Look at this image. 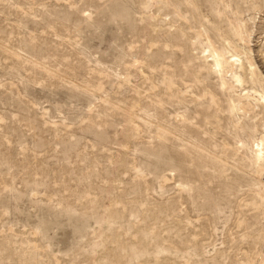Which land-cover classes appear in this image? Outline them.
I'll use <instances>...</instances> for the list:
<instances>
[{
  "label": "rangeland",
  "instance_id": "obj_1",
  "mask_svg": "<svg viewBox=\"0 0 264 264\" xmlns=\"http://www.w3.org/2000/svg\"><path fill=\"white\" fill-rule=\"evenodd\" d=\"M263 5L0 0V264H264V115L207 58L264 74Z\"/></svg>",
  "mask_w": 264,
  "mask_h": 264
},
{
  "label": "bare ground",
  "instance_id": "obj_2",
  "mask_svg": "<svg viewBox=\"0 0 264 264\" xmlns=\"http://www.w3.org/2000/svg\"><path fill=\"white\" fill-rule=\"evenodd\" d=\"M254 5H256V4H254ZM239 12H241V9L239 10ZM238 28H240V27H238ZM230 29L232 30V28H230ZM241 29L243 31L242 27H241ZM241 29H236L233 31L228 30L229 32L223 31L225 33H220L221 30L219 28V29H216L215 34H214L215 30H211L213 32V34H211L212 32L209 31L210 29L207 30L211 34V35L208 34L210 36V37H208V38H210V43H209V47H208L207 58H209V57L212 58V60L209 64L211 67V70L218 73L221 76L220 79H222V80H220V81H222L221 82L222 84H221V86H219L220 89L222 87L223 89H225L227 91L228 90L231 91V90H233V88H236L239 86V87H243L244 90L246 91L244 96L242 95V97H240L239 99L232 100V101L228 102V104L226 106L227 112L230 113L231 115L235 114V112H237V111H239V112L242 111L245 114H247V113L249 114L250 111H252V110L255 111V109L257 108V109H259V113L264 115V74H263V72H260L258 66L256 65V63L254 61V58L252 56L253 51H252L251 47L241 45L242 42H244V45H247L248 42H250L248 40V38L251 37V33L248 36L246 35L247 37H245L244 36L245 34L243 35V32H241ZM206 53H207V50H206ZM229 54H231V55L228 56ZM229 72L231 73L230 79L226 78V76H225V74H227ZM219 90H217V91L220 92ZM217 91H215V92L217 93ZM215 92L213 91V92L209 93L210 94L209 99H210L211 104H217L218 103V101L216 99L217 94H215ZM242 98L254 99L255 103H253L254 105L251 104L250 101L248 103L247 102L244 103ZM250 104L253 105V108L251 107ZM257 109H256V111H257ZM221 114H223V113H221ZM250 114L254 115L255 113L251 112ZM258 115H260V114H258ZM255 116H256V114H255ZM252 118L254 119V117H252ZM230 119H232V118H230ZM253 119H251V120H253ZM225 121H227V120H225ZM257 121H258V119H257ZM258 124H259V121H258ZM261 125L264 126V118H263V124H261ZM257 127H258V125H254L252 132L256 131V129H259ZM254 142H255L254 146H256V150L254 148V150H255V154H254L255 155L254 156L255 168L254 169L256 171L255 173H257L259 176H263L264 175V135L261 136V138L260 137L257 138ZM252 144H254V143H252ZM254 146H252V149ZM251 166L253 167V164ZM263 196H264V194H263Z\"/></svg>",
  "mask_w": 264,
  "mask_h": 264
}]
</instances>
